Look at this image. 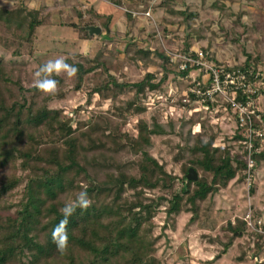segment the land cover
Instances as JSON below:
<instances>
[{
	"label": "trees",
	"instance_id": "trees-1",
	"mask_svg": "<svg viewBox=\"0 0 264 264\" xmlns=\"http://www.w3.org/2000/svg\"><path fill=\"white\" fill-rule=\"evenodd\" d=\"M112 1L117 5L124 3V0ZM126 1L129 6L147 8L148 0ZM85 2L89 8L83 12L76 10L78 21L65 26L76 30L83 40H94L86 28L98 26V21L104 19L101 26L110 33L113 15L98 13ZM222 2L215 1L212 8L229 15ZM17 3L15 8L0 6V264H167L158 256L162 235H155V221L159 214H165L164 231L174 228L182 214H191L188 226H192L200 218L202 204L212 202L235 179L245 182L249 178L247 152L242 144L244 136L236 115L234 141L242 149L243 157L231 154L230 147L217 146L218 134L205 122L201 123V131L194 132L188 130L194 125L193 120L181 121L183 126L177 133L173 121L164 125L156 117L150 122L144 119L146 94L163 90L171 73L172 59L162 50L140 47L135 38L130 39L123 53L126 62L136 67L159 65L164 72L160 80L154 73H147L137 82L129 81L122 74L119 59L122 53L101 43L95 55L60 56L79 69L77 76L71 79L66 74L54 76L59 81V91L54 95L40 92L33 86L34 76L28 83L24 81L28 63L24 60L23 47L29 48L27 56L37 64L35 73L46 63L36 57L35 45L37 31L47 23V18L42 9H30L24 0ZM174 4L175 0H163L159 6L192 28L199 15L188 8L178 10ZM85 13L89 15L86 20ZM127 16L133 21L130 13ZM238 18L236 24L243 25L241 15ZM11 40L18 42L12 53ZM6 53L11 54L12 62ZM260 65V57L247 54L241 66L227 69L240 71L258 89L252 95L254 105L264 96V88L256 87L259 82L264 84L258 71ZM191 71L190 66L185 71L179 70L178 79H189ZM208 86H203V91ZM83 90L89 91V102L98 97L100 106L110 103L107 113L94 114L83 121L77 116L69 117L62 108L51 107L54 101L65 100L70 93ZM248 96L239 90L236 100L248 103ZM189 100L183 104L189 110L191 103H201L209 109L215 106L208 99L202 102L192 93ZM117 101H122V106L116 107ZM259 109L264 120V102ZM129 117H138L136 134L124 129ZM170 134H177L182 140L174 146L177 150L174 161L181 163L182 176L169 172L165 163L152 154L154 138ZM253 161L250 177L264 163V147L260 149L257 145ZM190 169L200 175L197 181L187 179ZM252 185L254 195L256 185ZM81 186H86L93 203L87 210L77 209L70 217L69 245L61 254L51 232L63 219L60 208L83 190ZM156 192L161 194L155 195ZM220 230L223 240L209 237L211 243L223 248L216 258L227 254L248 234V224L236 218L228 220ZM254 236L257 237L255 255L259 256L263 235L254 233ZM246 256L244 252L237 260L245 262Z\"/></svg>",
	"mask_w": 264,
	"mask_h": 264
},
{
	"label": "rangeland",
	"instance_id": "rangeland-1",
	"mask_svg": "<svg viewBox=\"0 0 264 264\" xmlns=\"http://www.w3.org/2000/svg\"><path fill=\"white\" fill-rule=\"evenodd\" d=\"M85 1H88L98 13L113 15L110 33H107L101 26L104 19L98 21V26H95L102 29L101 38H99L100 35H95L92 36L94 40H83L76 30L65 26L78 21L76 10L83 12L89 8L90 5ZM162 1L148 0L147 8L142 5H140L142 7L129 6L130 3L126 0L122 5H117L112 0H24V4L30 9H42L43 15L47 18V23L37 31L35 45L36 57L42 61L47 62L49 59L72 53L95 55L101 48V43H105L109 50L115 49L116 52L122 53L119 56L123 66L122 74L126 75L129 81L137 82L147 73H154L157 80H160L164 72L156 64L136 67L127 63L123 53L130 39L135 38L142 48L164 51L172 59L171 73L162 91L146 94L143 104L147 107V112L142 117L149 122L152 117H156L164 125L173 121L177 124V133L183 126L181 121L193 120L194 125L187 128L194 132L201 131V123L205 122L212 127L213 133L218 134L217 146L223 149L230 147L231 154H239L243 157L242 149L234 141L237 134V122L233 109L229 108L230 93L215 97L213 108L209 109L201 103H191L192 108L189 110L183 104L190 102L189 94L193 87L191 83L198 81L196 79L202 82L207 81L208 72L205 67H190L192 71L189 79L185 80L178 79L177 73L181 70L180 65L184 62L183 56H186V53L202 52L205 55L204 61L208 65L221 66L225 69L241 66L246 60V55L251 54L254 58L258 56L262 59V65L258 67V71L261 72L263 79L264 0H257L253 3L247 0H234L233 2L223 0L222 3L226 6L229 15H223L212 8L217 0H175L176 9L188 8L190 12L199 15L192 28L183 25L182 19L176 18L161 8L159 5ZM17 2L18 0H0V6L15 8ZM130 11L139 13L150 11L151 17L147 18L144 14H140L137 17L132 16L133 21H131L127 16ZM240 15V22L243 25L236 24ZM88 18L89 15L85 13L84 20ZM196 30L199 33H196ZM187 43H190L188 52ZM9 45V51L12 53L18 42L11 40ZM23 53L24 60L28 63L27 76L24 81L28 83L30 77L34 76L37 64L27 56L28 47H23ZM6 57L12 62L13 57L10 53H6ZM256 87L264 88L263 82L257 83ZM88 93V90L72 92L65 100L51 103V107L62 108L69 117L77 116L83 121L94 114H106L111 104L105 103L100 106L98 97H94L89 102ZM263 102L264 96H260L255 106L261 108ZM122 104V101H117L115 106L119 107ZM137 119L138 117H129L124 129L131 134H136ZM167 141L171 143L168 144ZM180 142L182 140L177 134L155 137L152 154L161 163H165L169 172L182 176L181 163L174 161V155L177 153L174 146ZM246 173L248 174V169ZM253 183L256 185L254 195L251 193ZM160 194L155 193V195ZM205 207L210 208L205 210ZM190 218L191 214L180 215L175 227H168L165 231L162 229L165 225V214L160 213L156 219L155 235H162L158 244V256L163 257L167 264L264 263L261 259L264 258V229H262L264 224V163L251 179L247 178L245 182L235 179L226 189L215 195L212 202L207 201L202 204L200 218L192 226H188ZM236 218L247 221L248 234L238 240L227 254L216 258L223 248L220 244L211 243L209 237L218 236L223 240L220 227L226 225L228 220L234 221ZM256 224L259 226L256 227ZM254 233L263 235V239H260L263 247L259 256L255 255L257 251L254 241L257 237ZM244 252L247 253L246 261L239 262L237 259Z\"/></svg>",
	"mask_w": 264,
	"mask_h": 264
},
{
	"label": "built area",
	"instance_id": "built-area-1",
	"mask_svg": "<svg viewBox=\"0 0 264 264\" xmlns=\"http://www.w3.org/2000/svg\"><path fill=\"white\" fill-rule=\"evenodd\" d=\"M129 13L133 17H137L140 14H144L147 18L151 17L150 11L146 13L130 11ZM183 59L184 62L180 65V71H185L189 66L205 67L207 69L208 80L203 82L195 81L193 87L190 89V93L202 99V102L206 99L214 102L215 97L230 93V106L237 117L239 128L244 136L242 144L247 152L248 179H251L250 172L254 167L253 153L255 148L257 149V145L260 149L264 147V120L260 114V109L255 107L254 102L251 101L252 95L256 94L257 89L240 71H229L221 66L208 65L204 61L205 55L202 52L186 54V56H183ZM203 86H208V89L203 91ZM239 90L249 95L247 97L248 103L236 100ZM248 218L250 217L248 216Z\"/></svg>",
	"mask_w": 264,
	"mask_h": 264
},
{
	"label": "clouds",
	"instance_id": "clouds-1",
	"mask_svg": "<svg viewBox=\"0 0 264 264\" xmlns=\"http://www.w3.org/2000/svg\"><path fill=\"white\" fill-rule=\"evenodd\" d=\"M79 69L67 62L64 57H57L49 59L45 64L41 65L34 73L33 86L44 94L54 95L59 91V81L54 76H61L66 74L68 78L77 76ZM83 190L75 193L74 198L68 199L60 212L63 219L52 229L51 237L56 245L57 252L64 253L69 245V235L67 226L69 219L72 217L77 209L87 210L91 207L93 201L88 196L86 186H81ZM264 261V258H261Z\"/></svg>",
	"mask_w": 264,
	"mask_h": 264
},
{
	"label": "water",
	"instance_id": "water-1",
	"mask_svg": "<svg viewBox=\"0 0 264 264\" xmlns=\"http://www.w3.org/2000/svg\"><path fill=\"white\" fill-rule=\"evenodd\" d=\"M86 31L89 33V36H99L102 33V29L100 27L90 26L86 28ZM187 179L189 181H197L198 180V174L194 169H190L189 173L187 175Z\"/></svg>",
	"mask_w": 264,
	"mask_h": 264
}]
</instances>
